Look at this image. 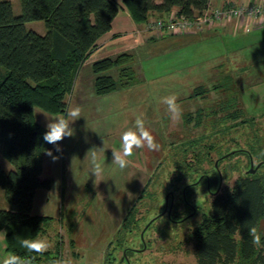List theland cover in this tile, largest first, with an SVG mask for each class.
Here are the masks:
<instances>
[{
  "label": "rangeland",
  "instance_id": "obj_1",
  "mask_svg": "<svg viewBox=\"0 0 264 264\" xmlns=\"http://www.w3.org/2000/svg\"><path fill=\"white\" fill-rule=\"evenodd\" d=\"M5 1L10 3L13 16L18 17L21 13L20 0ZM24 28L26 31L45 33L42 21L25 23ZM198 40L186 46L182 42L148 43L133 50L131 67L138 76L137 84L102 96L95 93L91 70V62L98 60V55L92 59L90 56L66 98L64 114L50 115L33 109L34 120L47 129V123L65 116L70 105L82 108L81 118L71 125L74 136L61 142L60 158L53 162L51 157L45 155L46 163H49L46 170L48 180L54 181L55 187L50 194L44 195L48 200H42L45 193L41 191L34 213L61 221L53 219L44 225L40 237H46L52 246L46 253L37 255L33 264H53L55 259L70 260L71 264H120L121 251L115 255V260L114 255H110L107 261L105 257L112 254L119 240H124V234L118 231L127 215L123 227L143 218L149 208L157 203L156 198L164 200L169 195L173 197L172 216L176 215L175 211L185 219L192 215L188 211L187 214L182 213L183 208L177 204V194L170 187L173 183L170 161L178 156L175 147L224 127L228 128V137L231 138L226 149L237 144L247 152L248 147L244 143L246 130L240 126L232 127L247 119H253L256 133L264 138V30L249 34L217 31ZM119 70V67H114L105 75H110L117 82ZM6 74L7 71L0 67V80ZM228 76L235 82L233 85H228L225 79ZM226 84L231 86L229 90ZM214 87L217 89H212ZM195 93L202 95L196 96ZM170 94H177L182 106L183 114L179 122L171 120L167 106L161 102L162 97ZM230 100H233L234 106L225 105ZM141 113L160 148L158 151H149L147 147L135 149L129 158V165L120 169L112 162V151L121 149L123 132L134 126L137 115ZM235 113L240 118L233 119L231 115ZM93 150L103 165V175L100 177L91 174ZM229 153L210 154L213 166L217 162L216 168L220 173L224 169L229 171L236 168V164L246 171L250 167V159L253 168L260 163L255 158L247 160L245 156H236L224 158L226 161L218 164L220 158ZM1 160L3 164H9L5 159ZM202 167L210 169L207 163H203ZM2 170L5 173L10 171L7 168ZM232 174L230 185L239 172ZM60 180L65 181L62 197L57 192ZM226 185L227 181L223 180L221 187ZM141 191L144 192L141 194ZM195 192L199 194L200 188ZM152 213L154 210H150L149 216ZM172 216L168 217L165 213L159 218L161 220L156 219L158 221L145 234L142 243L135 239L125 245L136 250L129 257L130 264H196L192 243L187 239L188 230L185 229L198 222L200 215L181 225V231L185 230V234L175 239L168 238L164 231H174L172 226L175 224L170 222ZM148 223L137 230L135 236L143 237ZM261 228L264 229V220ZM68 239L73 241L70 247L67 245ZM60 240L65 242L63 251L59 245L56 247ZM8 254L2 252L0 257L5 259Z\"/></svg>",
  "mask_w": 264,
  "mask_h": 264
},
{
  "label": "trees",
  "instance_id": "obj_2",
  "mask_svg": "<svg viewBox=\"0 0 264 264\" xmlns=\"http://www.w3.org/2000/svg\"><path fill=\"white\" fill-rule=\"evenodd\" d=\"M123 5L132 20L141 25L153 14H167L173 9L177 10L176 17L193 19L208 8L209 0H161L159 4L156 0H123ZM20 8V15L15 17L10 3L0 0V67L7 71L0 80V152L12 167L7 173L0 168V189L9 205L8 210L0 209V231L7 230L6 250L10 254L37 256L21 247L20 241L40 236L44 225L50 221L47 217L32 216L31 210L36 191L49 190L52 185L50 180H41L46 150L51 149L56 156L61 153L43 140L47 129L34 120L33 109L50 115L65 113L66 98L73 90L81 67L93 54L97 40L110 31L119 8L112 0H20ZM35 21L44 23V35L25 30V23ZM133 61L130 54L92 61L96 95L110 94L137 84L138 76L131 67ZM114 67L120 68L117 82L105 75ZM225 79L228 85L235 83L229 76ZM228 85L225 86L227 90L231 87ZM229 102L225 105L234 106L233 100ZM231 116L240 118L236 113ZM253 124V119H247L232 126L248 131L244 133L247 152L237 144L226 149L231 138L228 128L224 127L175 147L178 156L169 162L173 174L170 187L177 194L182 213L191 212L186 203L192 205L196 213L185 219L175 211L172 218L181 221L172 226V233L171 230L164 231L168 238L175 239L188 230L187 239L192 243L196 264H264V246H254L248 234V228L256 226L264 245V229L261 228L264 220V159H258L264 152V138L256 133ZM225 151H235L230 158L245 156L249 160L251 157L262 164L252 175L243 174L240 164L220 173L213 166L210 154ZM226 159L220 158L218 164ZM203 163L209 164L210 169H204ZM235 171L239 176L230 185ZM203 173L208 175L207 180L201 177ZM223 180L227 185L221 187ZM197 188H200L199 194L195 192ZM210 191L216 194L207 198ZM155 202L143 218L123 227L126 216L118 231L124 234V240H119L105 261L110 255H114L115 260L119 251H128L127 243L139 241L135 232L163 210L164 200L156 198ZM150 210H154L151 216ZM199 215L198 222L181 231V225Z\"/></svg>",
  "mask_w": 264,
  "mask_h": 264
},
{
  "label": "crops",
  "instance_id": "obj_3",
  "mask_svg": "<svg viewBox=\"0 0 264 264\" xmlns=\"http://www.w3.org/2000/svg\"><path fill=\"white\" fill-rule=\"evenodd\" d=\"M114 3L117 4L119 11L117 16L113 19L111 24V29L109 32L101 36L97 42L96 46L93 49V54L91 55L92 58H96L98 55V59L101 58H115L117 55L121 53H129L130 55L133 50H136L140 46H146L148 43H153V45H158L162 43H185L184 45L190 44L193 40L199 41L198 39L206 37L208 35H212L213 33H216L217 31H229L236 34L237 32H240L242 34H249L254 31L258 30H264V20H258L251 23H242L241 21L237 20H229V21H222L215 23L211 26L202 28L199 31L190 32L189 34L185 35H171L166 32H156V31H148L146 29V24H136L132 18L130 17L127 9L123 5V0H112ZM264 0H209V6L211 8H217L224 4H230L234 6H240V5H248L251 3H257ZM161 0H156V3H160ZM177 10L173 9L171 12L167 14H153L151 16V20H169L173 18L176 15ZM40 35H44L42 32H37ZM256 33V32H255ZM254 33V34H255ZM253 34V35H254ZM133 56V55H132ZM4 159L1 152H0V165L2 168H7L10 170L9 164H3L2 160ZM46 156H43L42 159V174H41V180H48V175L46 173V170L49 168V163H46ZM59 189L58 193H60V196L62 197L64 195V188H65V181L60 180L59 183ZM55 187V182L53 181L51 188L49 190L45 189H39L35 193V197L33 200L31 215L32 216H41V217H47L51 220L58 221L57 218H52L49 216L44 215H36L34 213V206L36 203V200L38 197H40L41 191H43V197L42 200H48L46 194H50L52 191V188ZM46 191V192H45ZM0 209L2 210H8L9 205L7 204L3 191L0 189ZM61 219H59L58 222H60ZM3 232H7L6 229L2 230ZM42 235V234H41ZM40 235V236H41ZM6 236V235H5ZM4 235H0V254L2 252L8 254L9 252L6 250V240ZM38 236V237H40ZM73 241L69 240L67 241L68 247H70V244ZM59 243V244H58ZM56 243V247L59 245L61 247V251H63L65 242L63 240H60V242ZM10 254V253H9ZM8 254V255H9ZM4 258L0 257V264H3Z\"/></svg>",
  "mask_w": 264,
  "mask_h": 264
},
{
  "label": "clouds",
  "instance_id": "obj_4",
  "mask_svg": "<svg viewBox=\"0 0 264 264\" xmlns=\"http://www.w3.org/2000/svg\"><path fill=\"white\" fill-rule=\"evenodd\" d=\"M161 102L167 106V111L173 122H179L182 118L183 110L181 104L178 102L177 94H170L162 97ZM82 108L79 105H70L65 116L58 117L47 123V131L43 134V140L52 144L57 153H62L61 142L67 137L74 136V129L71 126L75 121L81 118ZM147 147L149 151H158L160 145L156 142L155 137L146 127L144 114L137 115L134 126L123 132L121 136V149L112 151V162L120 169H125L130 161L129 158L133 156L135 149ZM46 155L51 157L52 161H57L60 157L53 155L51 149L46 150ZM258 159H264V152L259 154ZM91 174L95 177L103 175V165L99 161L96 151H92L91 158ZM248 234L252 238V244L257 247L264 246L261 244V235L258 233L256 226L248 228ZM0 235H6L5 232L0 231ZM28 253L42 255L46 253L52 246L51 242L46 237H36L34 239L24 238L20 241ZM37 258L33 256H21L16 253H11L5 257L3 264H33ZM53 264H71L70 260L55 259Z\"/></svg>",
  "mask_w": 264,
  "mask_h": 264
},
{
  "label": "built area",
  "instance_id": "obj_5",
  "mask_svg": "<svg viewBox=\"0 0 264 264\" xmlns=\"http://www.w3.org/2000/svg\"><path fill=\"white\" fill-rule=\"evenodd\" d=\"M264 20V2L251 3L248 5L234 6L224 4L217 8H208L193 19H187L182 16L163 21L151 20L146 24L148 31L166 32L171 35H183L185 33L199 31L202 28L211 26L223 20H237L242 23H251V21Z\"/></svg>",
  "mask_w": 264,
  "mask_h": 264
},
{
  "label": "flooded vegetation",
  "instance_id": "obj_6",
  "mask_svg": "<svg viewBox=\"0 0 264 264\" xmlns=\"http://www.w3.org/2000/svg\"><path fill=\"white\" fill-rule=\"evenodd\" d=\"M207 174H203V175H201V177H204V179L205 180H207ZM197 182H199V180L197 181ZM194 185H195V183H194ZM216 194V192H209L208 193V195H206L207 196V198L209 197V196H212V195H215ZM172 200H173V197L172 196H168L167 197V199L165 198L164 199V206H163V210H165L166 209V215H167V212H169V210H170V217L172 216V213H173V209H174V204H173V202H172ZM186 205H187V207L189 208V209H191V212L189 213V214H192V215H195V208L192 206V205H190V204H187L186 203ZM162 210V211H163ZM181 220H176V219H172L171 218V220H170V222L172 223V224H176V223H178V222H180ZM145 234V233H144ZM143 234V237H139V242L140 243H142V241H145L144 240V235ZM126 249L129 251H124L123 252V254H122V257H121V259H120V264H128V262H129V264H130V256L132 255V253H134V251H136L134 248H131V247H126ZM130 252H131V255H129L130 254Z\"/></svg>",
  "mask_w": 264,
  "mask_h": 264
},
{
  "label": "water",
  "instance_id": "obj_7",
  "mask_svg": "<svg viewBox=\"0 0 264 264\" xmlns=\"http://www.w3.org/2000/svg\"><path fill=\"white\" fill-rule=\"evenodd\" d=\"M234 153H235V151H234V152H230L229 154L225 155L223 158H227V157L233 155ZM261 164H262V163H259L255 168H253V162H252V160L250 159V167H249L248 170L243 171V174H245V175H249V174L252 175V174H254V173L256 172V170L261 166ZM215 167H217V162H215ZM167 197H168V196H166V199H167ZM165 212H166V209L163 210L162 213H161L159 216H157L156 218L152 219V220L148 223L147 227H148L149 225H151L156 219H158V218H160L162 215H164ZM167 216H168V217L170 216V210H169V212H167Z\"/></svg>",
  "mask_w": 264,
  "mask_h": 264
}]
</instances>
